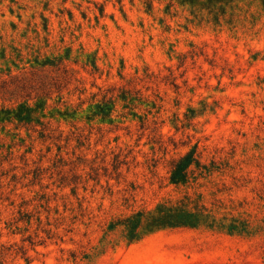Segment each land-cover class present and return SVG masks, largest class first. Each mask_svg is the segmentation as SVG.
Wrapping results in <instances>:
<instances>
[{"label":"rangeland","instance_id":"1","mask_svg":"<svg viewBox=\"0 0 264 264\" xmlns=\"http://www.w3.org/2000/svg\"><path fill=\"white\" fill-rule=\"evenodd\" d=\"M0 255L264 264V0H0Z\"/></svg>","mask_w":264,"mask_h":264},{"label":"trees","instance_id":"2","mask_svg":"<svg viewBox=\"0 0 264 264\" xmlns=\"http://www.w3.org/2000/svg\"><path fill=\"white\" fill-rule=\"evenodd\" d=\"M119 2H121V0H118ZM149 9H151V5H148ZM26 114V115H23ZM33 114H34V110L32 108L29 107H24L23 110H21L20 115H19V122L20 123H31L33 121ZM194 158L192 156L191 153H188L187 155H185L184 157H182L178 162H176L175 167L173 169L172 172V180L174 181H178L179 179L183 178L186 176V170L187 168L193 163ZM19 215L20 218L18 219V221H16V224H18L20 221L23 222H27L28 225L31 224V218L29 216H26L25 212L19 211ZM40 222V221H39ZM27 227L24 229L25 231H27ZM29 236H27L24 241L26 239H28ZM26 260L28 261V258H26ZM0 264H1V255H0Z\"/></svg>","mask_w":264,"mask_h":264}]
</instances>
